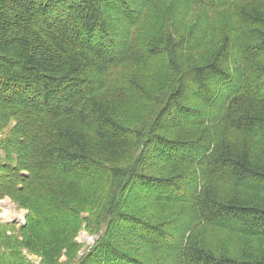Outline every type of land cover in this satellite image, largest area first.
I'll use <instances>...</instances> for the list:
<instances>
[{
	"label": "trees",
	"instance_id": "16d2710c",
	"mask_svg": "<svg viewBox=\"0 0 264 264\" xmlns=\"http://www.w3.org/2000/svg\"><path fill=\"white\" fill-rule=\"evenodd\" d=\"M188 1L230 12L239 26L192 61L185 54L198 38L168 33L153 0H0V199L28 210L21 240L0 227V264H30L24 249L42 264H156L147 246L162 251L161 264H264L253 249L220 251L196 238L182 245L169 227L176 222L127 209L142 188L152 196L140 198L142 207L195 202L206 225L264 237V147H255L264 138V0ZM157 60L165 72L152 76ZM148 75L158 83L153 91ZM134 94L149 108L132 120L123 103ZM192 97L210 114L188 106ZM170 126L182 132L165 134ZM150 147L168 162L195 165L202 192L184 193V171L147 174ZM223 181L260 196L224 200L216 193ZM83 227L96 240L79 257Z\"/></svg>",
	"mask_w": 264,
	"mask_h": 264
},
{
	"label": "rangeland",
	"instance_id": "374dc122",
	"mask_svg": "<svg viewBox=\"0 0 264 264\" xmlns=\"http://www.w3.org/2000/svg\"><path fill=\"white\" fill-rule=\"evenodd\" d=\"M151 11L156 13L158 17V21L166 20L167 23L165 25L166 30L169 32H173L178 36L189 37L194 35V37L198 38V43L193 45L198 47L193 54H185V56H190L192 61L195 55L196 57H201L205 54L209 53L211 50V46L213 43L218 40H226L230 39L231 36H236L238 32L239 26H237V21L234 19V16L227 11H220V9H209L206 7H200L197 5L191 4L188 0H153V5L151 7ZM147 22H152L154 20L153 14H148L146 17ZM120 25V30L123 32V29L126 27L125 24L121 21L118 23L113 21V25ZM138 38H144V32H137ZM146 40V39H145ZM202 44H199V42ZM145 44L146 41H144ZM210 48V49H209ZM220 50H217L219 52ZM235 66V65H234ZM186 70V66L183 67V71ZM150 75H160L165 72V68L162 67V63L160 60L153 62L150 65ZM163 71V72H162ZM234 71V70H233ZM235 71L236 68H235ZM145 80H147V86L151 91L155 90L154 88L158 83L151 81V76H145ZM131 95L127 98L123 103V110L129 115L130 119H136L146 112L147 108H149V103H145L141 97ZM189 105L194 107V109L208 111V107L203 102L197 100L196 98H188ZM209 112V111H208ZM210 114V112H209ZM148 117L147 113L144 115V119L146 120ZM138 120V119H137ZM137 120H134L136 122ZM216 118L213 116L211 121H215ZM153 123L147 122V127H152ZM215 126V124H214ZM197 128V127H196ZM208 131L215 132L214 127H207ZM199 129L198 135L201 132V128ZM176 130L178 133L182 132V129H178L176 127H168L165 130V134L170 133L175 138ZM206 133V132H205ZM224 134H228L227 131H223ZM209 134V133H207ZM168 135V134H167ZM256 148L264 147V138L258 140ZM162 150V149H161ZM151 152V147H150ZM155 151H152L150 154V159L148 160V169L147 174L150 176L161 177L174 175V171L176 174L184 171L186 174L181 175L182 178H187V182L184 184L185 187L190 188L196 187L197 194L202 192V188L205 185L200 184V177L198 175V171L195 169V165L190 163V166L186 165L181 160H176L175 163L171 161H166L167 155H155ZM161 153H168L169 151L162 150ZM174 154V153H172ZM176 158H180L181 154L177 152ZM155 155V156H154ZM183 156V155H182ZM181 156V157H182ZM179 164H184L180 167ZM186 167L187 170H183ZM176 182H179L178 176H176ZM211 181L207 182L206 185H209ZM217 184V183H214ZM219 189L217 190V195L222 199L229 198H241V199H253V197L260 196L258 193H255L253 190L244 188L242 186L226 184L225 181L219 183ZM186 189L184 193H190V189ZM137 193H132L129 199L128 204L131 205L127 208L128 211H136L141 210L142 212H147L145 215L138 214L140 217L147 218L148 220H152L154 223L157 221H174L175 225H170L176 230V236L182 239V245L185 244V239L188 238L187 243L190 238H196L202 244L208 245L209 247L220 250L227 251L229 250L231 253L239 252L244 249L245 253L250 252L251 249L258 252L259 255L264 257V237L258 236H249L243 235L239 232L238 229L233 230L229 228H217L208 226L205 223L201 222L197 219V213L195 211L194 205L195 202L191 203H170L156 201L153 206L150 207H142L145 203L140 202V198L152 197L150 195L144 196V193H149L150 190H143L142 188L136 190ZM216 191V190H215ZM161 193V192H160ZM163 194H155L154 199H164ZM184 196V194H183ZM197 198V197H196ZM183 201L182 199H177ZM27 216L28 210L22 206H20L14 198L9 195H5L2 199H0V227L2 229L7 230L8 237H18L19 240L22 239L20 236V229L27 224ZM174 231V230H173ZM184 235V237H183ZM96 237L92 236L84 227L80 230L75 240L79 246L78 256L83 257L86 255L94 246ZM129 239V248H139V240L133 237ZM124 238H121V240ZM146 246L142 244V247ZM147 251V259L155 258L157 260L156 264L159 263L158 259L161 258L162 251L156 250L152 246H147L145 249ZM24 256L29 260L30 264H42V257L35 253L34 251L24 249ZM163 257H166L163 255ZM68 260V255L64 252L61 256V262H65ZM148 262V261H147ZM151 262V261H150Z\"/></svg>",
	"mask_w": 264,
	"mask_h": 264
}]
</instances>
